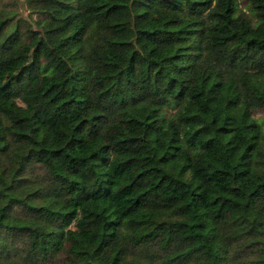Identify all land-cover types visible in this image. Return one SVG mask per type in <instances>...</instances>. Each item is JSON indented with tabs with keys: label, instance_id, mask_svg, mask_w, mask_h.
I'll list each match as a JSON object with an SVG mask.
<instances>
[{
	"label": "trees",
	"instance_id": "trees-1",
	"mask_svg": "<svg viewBox=\"0 0 264 264\" xmlns=\"http://www.w3.org/2000/svg\"><path fill=\"white\" fill-rule=\"evenodd\" d=\"M0 264H264V0H0Z\"/></svg>",
	"mask_w": 264,
	"mask_h": 264
},
{
	"label": "rangeland",
	"instance_id": "rangeland-1",
	"mask_svg": "<svg viewBox=\"0 0 264 264\" xmlns=\"http://www.w3.org/2000/svg\"><path fill=\"white\" fill-rule=\"evenodd\" d=\"M21 11H22V13H27V10H25L24 7L21 8Z\"/></svg>",
	"mask_w": 264,
	"mask_h": 264
}]
</instances>
